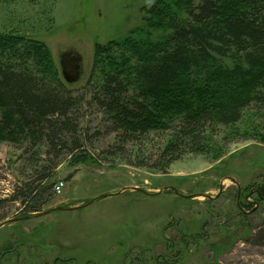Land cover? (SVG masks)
<instances>
[{
  "label": "rangeland",
  "instance_id": "rangeland-1",
  "mask_svg": "<svg viewBox=\"0 0 264 264\" xmlns=\"http://www.w3.org/2000/svg\"><path fill=\"white\" fill-rule=\"evenodd\" d=\"M157 1L0 0V34L44 43L59 75L61 64L79 65L75 83L62 81L85 96L79 149L90 157L64 148L43 183L48 191L38 212L52 211L13 221L29 216L12 200L26 181L25 147L0 143V264H264V236L257 238L264 230L259 111L245 109L238 122L210 136L205 154L185 155L165 173L127 165L107 151L116 133L89 95L101 86L95 82L102 58L121 53L111 42L135 29L143 39L147 30L151 42L165 40L168 22L160 29L145 22Z\"/></svg>",
  "mask_w": 264,
  "mask_h": 264
},
{
  "label": "trees",
  "instance_id": "trees-1",
  "mask_svg": "<svg viewBox=\"0 0 264 264\" xmlns=\"http://www.w3.org/2000/svg\"><path fill=\"white\" fill-rule=\"evenodd\" d=\"M148 15L149 28L168 22L165 40L135 29L111 42L121 53L102 58L89 99L116 133L109 155L165 173L185 155L205 154L210 136L245 109L264 116V0H158ZM84 99L65 86L44 43L0 34V143L25 147L26 181L12 200L30 215L41 210L54 158L70 145L81 150Z\"/></svg>",
  "mask_w": 264,
  "mask_h": 264
},
{
  "label": "water",
  "instance_id": "water-1",
  "mask_svg": "<svg viewBox=\"0 0 264 264\" xmlns=\"http://www.w3.org/2000/svg\"><path fill=\"white\" fill-rule=\"evenodd\" d=\"M61 76H62L63 80L66 83H68V84L75 83L79 79V77H80L79 65L78 64H75L73 66H67V65L61 64ZM54 209L55 210H61L63 208H61L59 206V207H56ZM51 211L52 210H47L45 212H37V213H35V215L36 216H40V215H43V214H47V213H49ZM27 217H30V216L17 217V218H14L12 220L13 221H20V220H23V219H27ZM9 221H11V220H9Z\"/></svg>",
  "mask_w": 264,
  "mask_h": 264
},
{
  "label": "built area",
  "instance_id": "built-area-1",
  "mask_svg": "<svg viewBox=\"0 0 264 264\" xmlns=\"http://www.w3.org/2000/svg\"><path fill=\"white\" fill-rule=\"evenodd\" d=\"M60 185H62V183L58 184L57 188H60L61 187Z\"/></svg>",
  "mask_w": 264,
  "mask_h": 264
}]
</instances>
